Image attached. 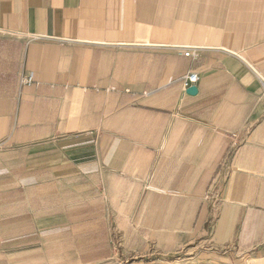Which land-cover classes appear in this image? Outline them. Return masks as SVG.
I'll list each match as a JSON object with an SVG mask.
<instances>
[{
	"label": "crops",
	"instance_id": "crops-1",
	"mask_svg": "<svg viewBox=\"0 0 264 264\" xmlns=\"http://www.w3.org/2000/svg\"><path fill=\"white\" fill-rule=\"evenodd\" d=\"M261 78L264 0H0L5 259L264 264Z\"/></svg>",
	"mask_w": 264,
	"mask_h": 264
},
{
	"label": "rangeland",
	"instance_id": "rangeland-1",
	"mask_svg": "<svg viewBox=\"0 0 264 264\" xmlns=\"http://www.w3.org/2000/svg\"><path fill=\"white\" fill-rule=\"evenodd\" d=\"M4 149V144H0V151ZM3 153H0V181L4 180V160H3ZM18 161V158L16 159ZM21 173L16 172L13 174V177H15L17 180L19 179V176ZM0 264H9V259H5L7 254L4 252V241H3V233H4V226H5V221H4V216H3V201H2V188L0 191ZM50 209V208H49ZM48 210L45 208V211ZM7 223V222H6ZM30 223V222H29ZM45 224L50 223L44 221ZM110 242L113 245L114 248V255L113 258L108 260L107 262H102V264H116L117 260H120L119 264H131L133 261H136L137 259L141 258L139 254H136L135 252H127L123 251L124 249V243H125V237L122 235L120 231H114L112 234V237L110 238ZM153 253V252H152ZM151 253V254H152ZM47 254V253H45ZM154 254V253H153ZM180 255H177V264H198L196 260V256L194 253H189L184 256V260L180 261ZM186 256V257H185ZM64 259L66 260L68 257V254H63ZM182 257V256H181ZM187 259V260H186Z\"/></svg>",
	"mask_w": 264,
	"mask_h": 264
},
{
	"label": "built area",
	"instance_id": "built-area-1",
	"mask_svg": "<svg viewBox=\"0 0 264 264\" xmlns=\"http://www.w3.org/2000/svg\"><path fill=\"white\" fill-rule=\"evenodd\" d=\"M184 51V55L186 57H190L193 56L194 50L191 48L188 49H183ZM200 81V77L197 73L195 72H191L188 75L184 76L181 80H180V84L182 86V90H183V94L184 96L188 95L187 91L189 88H191L192 86H196ZM35 83V79L33 75H24L21 77V86L23 87H31L33 86ZM261 83L263 86V90H264V79L261 78Z\"/></svg>",
	"mask_w": 264,
	"mask_h": 264
},
{
	"label": "water",
	"instance_id": "water-1",
	"mask_svg": "<svg viewBox=\"0 0 264 264\" xmlns=\"http://www.w3.org/2000/svg\"><path fill=\"white\" fill-rule=\"evenodd\" d=\"M187 94L190 96H196L198 94L197 86H192L191 88H189Z\"/></svg>",
	"mask_w": 264,
	"mask_h": 264
}]
</instances>
